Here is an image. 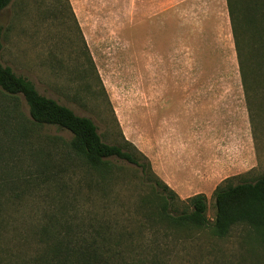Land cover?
<instances>
[{"label": "rangeland", "instance_id": "obj_1", "mask_svg": "<svg viewBox=\"0 0 264 264\" xmlns=\"http://www.w3.org/2000/svg\"><path fill=\"white\" fill-rule=\"evenodd\" d=\"M222 4L11 0L0 11V59L41 94L91 118L106 143L129 140L144 153L165 141V130L185 134L189 142L192 116L176 115L192 109L179 98L192 93L177 90L213 84L228 87L226 95H236L231 87L242 86ZM262 75L264 79V70ZM20 109L28 116L22 99ZM8 122L0 126L1 198L10 203L0 236L4 249L30 256L37 248L34 233L46 224L70 225L88 234L92 225L106 221L122 236L119 247L127 264H264V243L253 227L236 225L226 237L206 228L169 229L149 219L148 210L163 200L141 182L134 164L116 159L118 171L102 177L71 152L69 131L42 126L33 137H12ZM249 139V170L233 176L234 181L264 175L263 83L250 94ZM207 215L212 222V195ZM20 255L17 264L23 263Z\"/></svg>", "mask_w": 264, "mask_h": 264}, {"label": "trees", "instance_id": "obj_2", "mask_svg": "<svg viewBox=\"0 0 264 264\" xmlns=\"http://www.w3.org/2000/svg\"><path fill=\"white\" fill-rule=\"evenodd\" d=\"M10 1L0 0V11ZM226 3L249 110L251 92L264 84V0H226ZM3 38L0 28V52ZM92 64L95 66L93 59ZM21 99L28 107V116L20 109ZM5 121L12 127V137H33L35 128L42 126L69 131L72 134L68 144L71 152L102 177L113 176L118 171L116 159L134 164L140 172L141 182L151 185L155 196L163 200L159 207L148 210L149 219L155 218L169 229L206 228L219 237H226L234 226L247 224L264 243V175L252 181H234V177L223 180L212 194L215 218L211 222L207 215V195L199 193L182 199L156 174L150 159L132 142H104L91 118L78 115L70 107L41 94L31 80L18 75L0 59V126ZM3 190L0 187L1 237L4 224L8 222L5 211L10 206L7 199L1 198ZM26 192L23 190L22 193ZM33 237L37 248L26 257L15 255L13 248L4 249L0 244V264H17L19 255L23 258L22 264H127L124 251L119 247L122 236L106 221L99 226L92 225L88 234L75 232L70 225L49 223ZM152 258L157 261L159 256L154 254ZM140 261L144 263L146 258ZM151 262L155 261L152 259Z\"/></svg>", "mask_w": 264, "mask_h": 264}, {"label": "crops", "instance_id": "obj_3", "mask_svg": "<svg viewBox=\"0 0 264 264\" xmlns=\"http://www.w3.org/2000/svg\"><path fill=\"white\" fill-rule=\"evenodd\" d=\"M222 1V8L228 12L226 0ZM226 89V86L206 84L177 90L192 93L179 97L183 102L189 101L192 109L185 108V112L176 115L192 116L190 141H186L185 134L165 130V141L144 152L157 175L182 199L199 193L209 199L223 180L249 170V110L243 87H231L236 95H226Z\"/></svg>", "mask_w": 264, "mask_h": 264}]
</instances>
